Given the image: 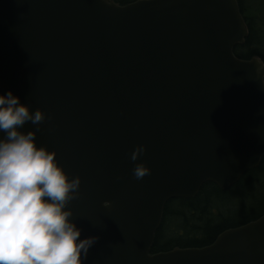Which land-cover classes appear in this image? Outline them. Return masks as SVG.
I'll return each mask as SVG.
<instances>
[{
	"label": "water",
	"instance_id": "95a60500",
	"mask_svg": "<svg viewBox=\"0 0 264 264\" xmlns=\"http://www.w3.org/2000/svg\"><path fill=\"white\" fill-rule=\"evenodd\" d=\"M249 35L238 0H0V94L45 112L38 146L82 178L68 209L98 237L85 264H264V216L152 254L169 201L264 159V69L235 55Z\"/></svg>",
	"mask_w": 264,
	"mask_h": 264
},
{
	"label": "clouds",
	"instance_id": "9594fccd",
	"mask_svg": "<svg viewBox=\"0 0 264 264\" xmlns=\"http://www.w3.org/2000/svg\"><path fill=\"white\" fill-rule=\"evenodd\" d=\"M257 61L264 69V59ZM46 119L43 110L33 112L12 91L0 94V264H85L98 240L81 238L83 230L68 209L81 197L82 178L70 177L57 153L37 144ZM28 122L37 130L21 131ZM146 151L138 145L131 160ZM151 172L145 163L132 170L137 180Z\"/></svg>",
	"mask_w": 264,
	"mask_h": 264
},
{
	"label": "trees",
	"instance_id": "16d2710c",
	"mask_svg": "<svg viewBox=\"0 0 264 264\" xmlns=\"http://www.w3.org/2000/svg\"><path fill=\"white\" fill-rule=\"evenodd\" d=\"M115 1L127 5L136 0ZM244 1L239 0V3L243 13H246L248 9L245 10ZM247 21L250 35L246 45L236 49V55L244 60L255 56L264 59V41L256 35L254 23ZM262 216L264 160L259 169L248 172L229 190H222L217 185L208 183L194 199L169 202L152 253L168 252L175 248H204L213 244L223 232L246 225Z\"/></svg>",
	"mask_w": 264,
	"mask_h": 264
},
{
	"label": "rangeland",
	"instance_id": "374dc122",
	"mask_svg": "<svg viewBox=\"0 0 264 264\" xmlns=\"http://www.w3.org/2000/svg\"><path fill=\"white\" fill-rule=\"evenodd\" d=\"M244 3L245 10L248 9L245 13L247 20L254 23L256 35L264 41V0H245Z\"/></svg>",
	"mask_w": 264,
	"mask_h": 264
},
{
	"label": "flooded vegetation",
	"instance_id": "af4514ba",
	"mask_svg": "<svg viewBox=\"0 0 264 264\" xmlns=\"http://www.w3.org/2000/svg\"><path fill=\"white\" fill-rule=\"evenodd\" d=\"M241 6V5H240ZM240 9H241V12H242V14H243V16H245V18H246V15H245V13H243V11H242V7H240ZM247 19V18H246ZM246 45V44H245ZM261 166V165H260ZM260 168V167H259ZM259 168H257V169H259ZM224 233V232H223ZM222 233V234H223ZM220 236V235H219ZM218 236V237H219ZM174 250V249H173ZM173 250H171V251H173ZM168 252H170V251H168ZM168 252H161V253H168ZM154 254V253H153ZM157 254V253H156Z\"/></svg>",
	"mask_w": 264,
	"mask_h": 264
}]
</instances>
